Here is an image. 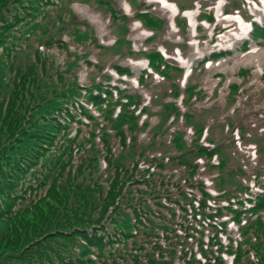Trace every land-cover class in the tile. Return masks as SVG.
<instances>
[{"label":"trees","instance_id":"obj_1","mask_svg":"<svg viewBox=\"0 0 264 264\" xmlns=\"http://www.w3.org/2000/svg\"><path fill=\"white\" fill-rule=\"evenodd\" d=\"M58 1L37 0V11L30 7L27 11L17 9L11 14L10 8L4 9L7 0H0V264H224L221 255L224 253L234 255L236 264H263L264 221L261 217L256 220L250 217L264 212V187L258 185V191L250 195L246 192L250 190L248 187H235L234 190H240L237 197L227 196L222 191L218 195L224 197L222 200L227 203L224 206L219 202L221 199L215 200V196L191 181L197 160L208 161L210 167L219 168H215L212 159L219 156L220 146L201 144L204 128L199 129V124H194L195 140L189 144L184 143L182 133L170 131L169 123L176 117L181 116L190 124L193 118L190 112L181 114L174 101L164 103L168 123L151 133L150 145L149 142L144 144L130 163L124 162L127 152H134L137 134L147 126L140 123L138 116L141 95L113 83L100 89L84 88L67 77L57 75L56 79L49 74L38 49L48 40L42 38L46 27L36 19L42 7L55 6ZM103 2L115 15L110 8L111 1ZM135 15L142 24L157 28V31L164 30L165 22L148 16L147 12ZM209 20H213L211 15ZM71 25L75 29V42L81 43L86 36L84 25L79 22H71ZM129 52L134 53L132 48ZM142 54L148 62L147 68L174 88L173 100L181 94L193 102L202 98L203 94L194 90L193 85L183 90L175 86L183 77L182 68L165 60L158 51ZM221 56L218 53L209 59ZM116 72L121 78L132 76L128 67L122 70L118 66ZM146 73L138 79L140 87L145 86ZM89 108L98 111L99 118L85 131L79 127L81 119L90 115ZM117 108L118 112H114ZM141 111L145 113L146 107ZM75 124V134L69 136L71 125ZM239 126L233 131L239 132L247 125ZM167 134L171 135L170 146L175 154L167 156L166 160L163 156L150 157L149 150L162 148L161 139ZM53 145L62 149V156L57 151L54 152L57 155L46 156ZM79 148L92 153L85 158L87 164H79L76 172L98 166L102 160L108 190L104 191L99 184L95 188L84 184L81 195L75 192L72 198L67 196L66 188L59 191L52 182L47 197L56 195L60 205L69 197V206L82 208L86 220L80 227L69 225L68 229H54L57 223L54 222L55 210L50 206L53 200H31L29 203L28 200L35 188L54 179L58 169L67 174L71 171L67 167L74 166V150ZM39 160L42 166L34 169ZM175 162L190 179L182 184L173 182L168 190L171 182L163 171L167 164ZM146 163L154 169L140 172V166ZM111 173L113 176L109 175ZM133 173L138 175L134 179ZM131 181L143 190L136 187L129 193L130 197L137 194L131 198L135 203L121 207L124 199L121 193ZM72 188L77 189L73 185ZM206 201H213L214 205ZM242 217L247 218L245 225L239 228L243 241L233 250L225 246L221 238L227 234L226 222L239 225ZM111 245L113 250L103 255ZM243 246H246L245 251ZM249 251L254 252L257 263L246 258Z\"/></svg>","mask_w":264,"mask_h":264},{"label":"rangeland","instance_id":"obj_2","mask_svg":"<svg viewBox=\"0 0 264 264\" xmlns=\"http://www.w3.org/2000/svg\"><path fill=\"white\" fill-rule=\"evenodd\" d=\"M110 1L112 3L110 8L115 11V15H112L111 10L106 8L102 0H59L57 3L53 2L55 6L50 4L42 7V11L38 13L40 16L36 20L46 27L44 32L46 34L42 38L48 40L42 42L38 49L44 58L42 63L49 74L56 79H58L57 75L67 77L84 88L100 89L106 84L113 83L122 89L126 88L130 93L138 92L141 95L142 103L138 116L141 117L140 123H145L147 126L137 134L134 152H127L124 162H129L147 142L150 145L151 133L168 123L169 118L166 117L168 113L163 110L164 103L174 101L181 114L190 112L193 118L190 119V124L186 123L181 116L171 120L169 124L172 133H182L184 143L189 144L191 140H195L194 124H199V129L204 128L201 144L206 147L213 144L220 146L219 156L212 159L215 168H219L210 167L208 161L197 160L194 162L197 168L191 179L192 182L198 184L201 190L215 196V200L221 199L219 202L224 206L227 204L222 200L224 197L218 195L222 191H225L227 196L233 194L237 197L240 190H234L235 187H248L250 189L246 191L248 195L252 194L253 189L255 191L258 185L262 184L264 187V24L261 21V17H264L261 11L263 9L261 0H165L170 7L174 6L177 10L173 17H171L170 8L159 3L158 0ZM221 2L222 8L219 13H216V7ZM36 4H38L37 0H7L4 9L8 11L10 8L11 14L17 9L27 11L30 7L37 11ZM253 4L255 13H252L250 9ZM136 12H147L148 16L151 15L159 20L162 18L167 25L164 30L157 31V28L142 24L136 17ZM193 14L196 17V27L194 32H191L188 16ZM116 15L121 17L118 18ZM210 15H213L212 22L209 20ZM233 15H239L246 24H257L260 28L255 26L254 31L249 30L251 36H248L243 43L233 39L225 44L221 43L220 37L227 33L231 36V33L239 31L238 23L224 19V16ZM71 22L84 25L86 36L81 43L75 42L76 34ZM9 41L6 42L9 43ZM246 43L247 48H244ZM130 48L135 51L133 54H130ZM253 48H259V54H252ZM144 51H158L165 60L184 70L185 63L190 61L191 67L187 79L182 77L175 86L183 90L193 85L194 90H200V94H203L202 98L193 102V99L187 100L181 94L173 100L172 89L174 88L146 68L147 60L142 54ZM221 52H225L226 55L215 60L208 59L203 65L212 54ZM69 64L71 67H68ZM118 66L122 70L126 67L130 68L132 76L121 78L116 72ZM135 67L139 68L138 73L134 72ZM144 73L148 76L145 86L140 87L138 79ZM143 106L146 107L145 113L141 111ZM89 112L90 115L83 117L80 122L79 128L85 131L90 129L94 119L99 118V112L95 109L89 108ZM114 112H118V108ZM247 116L248 119L240 121ZM245 125L247 126L243 127ZM237 126L243 128L239 132L233 131V128ZM76 129V124L71 125L69 136H73ZM170 141L171 135L167 134L161 139L162 148L153 149L152 147L149 150L150 157L163 156L166 160L167 156L175 154ZM55 151L61 155L62 149L53 145L49 147L46 156L57 155ZM91 153H85L81 148L74 150L72 158L74 166L67 167V170L71 171L67 174L65 170L58 169L51 182L35 188L31 193L28 203L31 200H53L50 201L52 203L50 206L55 210L54 222L57 225L54 229H68L69 225L80 227L85 224L82 208L70 207L67 202L69 197L73 198L72 195L75 192L78 193L77 196L81 195L80 191H83L84 184L93 185L94 188L99 184L104 191L108 190V180H105L103 171L106 167L102 160L98 166L86 167L76 172L79 164H87L88 161H85V158ZM41 166L42 160H39L34 169ZM166 167L163 173L171 182L168 184V190L173 182L182 184L184 180L190 179V175L180 171L181 168L177 162L167 164ZM147 169L152 171L154 167L146 163L139 168L140 172ZM188 172L190 174L189 170ZM109 175L113 176L112 173ZM128 176L129 174L125 178ZM136 176L138 175L133 173V179ZM52 182H55L59 191L66 188L69 197L64 205H60L56 195L50 194V198L47 197L46 192ZM134 184L131 181L122 191L121 196L124 199L121 200V207L129 206L133 201L135 203L136 200L131 198L136 197L137 194L130 197L129 193L136 187L143 190V187ZM72 185L78 190L71 189ZM166 201L168 203V200ZM206 203L214 205L213 201H206ZM49 210L50 208L44 212L47 213ZM258 214L259 216L250 218L256 220L261 217L264 221V212ZM242 218V223L239 225L231 221L226 222L227 234L221 238L222 243L232 247L233 250L243 241L239 228L245 225L247 218ZM139 241L140 239H137L138 243ZM243 249L245 251L246 246H243ZM110 250H113V245L105 250L103 255ZM221 255L224 264H236L234 255L226 253ZM94 257L96 258L95 255ZM197 258L200 259L198 255ZM246 258L257 263V257L253 251H249Z\"/></svg>","mask_w":264,"mask_h":264},{"label":"bare ground","instance_id":"obj_3","mask_svg":"<svg viewBox=\"0 0 264 264\" xmlns=\"http://www.w3.org/2000/svg\"><path fill=\"white\" fill-rule=\"evenodd\" d=\"M158 2L159 3H161V4H163V5H166V6H168L169 8H170V13H171V17H173L174 15H176V13H177V10L174 8V6H172V7H170L166 2H165V0H158ZM261 2H262V4H263V9H262V13L264 14V0H261ZM222 5H223V3L221 2V3H219V5H217V7H216V10H217V12L216 13H219V11L221 10V8H222ZM252 8H250L251 10H252V13H255L256 12V9H255V7H254V5L253 6H251ZM83 9H85V8H83ZM86 10V9H85ZM189 17V29L191 30V32H194V29H195V27H196V17H195V15L193 14V15H191V16H188ZM222 19V18H221ZM221 19H219V20H221ZM224 19H226L228 22H236V23H238L239 24V31H237V32H233V33H231V36H229V33H227V34H225V35H223L222 37H220V42L221 43H227L228 41H230V40H235L236 42L237 41H244V39L245 38H247L248 37V34H249V30H250V25H248V24H246L242 19H241V17L239 16V15H233V16H224ZM160 20H162V22L164 21L165 22V26L167 25V23H166V21L164 20V19H160ZM165 28V27H164ZM130 43V42H129ZM131 44V43H130ZM133 49V48H132ZM135 52V51H134ZM259 52H260V50H259V48H253L252 49V51H251V53L252 54H255V55H257V54H259ZM190 67H191V63H190V61H187L186 63H185V66H184V68H185V70L187 71V75H186V79H187V77H188V74H189V72H188V70L190 69ZM261 67V66H260ZM138 70H139V68L138 67H135V69H134V72L135 73H138ZM259 71V70H258Z\"/></svg>","mask_w":264,"mask_h":264}]
</instances>
